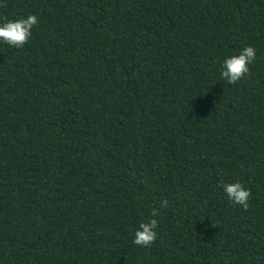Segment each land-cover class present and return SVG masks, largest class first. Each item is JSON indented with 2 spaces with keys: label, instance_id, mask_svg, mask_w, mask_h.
Masks as SVG:
<instances>
[{
  "label": "trees",
  "instance_id": "16d2710c",
  "mask_svg": "<svg viewBox=\"0 0 264 264\" xmlns=\"http://www.w3.org/2000/svg\"><path fill=\"white\" fill-rule=\"evenodd\" d=\"M0 264H264V0H0Z\"/></svg>",
  "mask_w": 264,
  "mask_h": 264
}]
</instances>
